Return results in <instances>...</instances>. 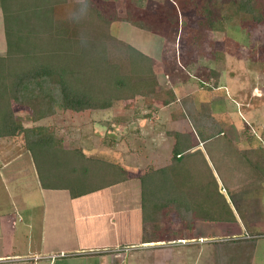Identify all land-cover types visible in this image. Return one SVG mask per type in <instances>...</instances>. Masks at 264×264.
I'll return each instance as SVG.
<instances>
[{
	"label": "rangeland",
	"instance_id": "374dc122",
	"mask_svg": "<svg viewBox=\"0 0 264 264\" xmlns=\"http://www.w3.org/2000/svg\"><path fill=\"white\" fill-rule=\"evenodd\" d=\"M168 1L170 0H153V2L152 0H92L91 5H97L98 8L104 10L102 12L105 17L112 20V22L104 25L98 23L95 17L93 27L90 28L96 32L97 28L105 27V34L117 40V43H111L110 47L112 45L116 55L117 51H121L122 54L118 55L119 57L126 56L128 51L123 49V45L125 46L126 43L153 57L154 69L160 82L156 95L159 103L162 102V98L169 96L170 89L175 92L179 103L185 95L194 93L198 100L209 102L214 116L229 121L226 132L230 135L227 137H232V140H235L231 144L233 151H235L232 155V162L234 163L232 165L237 167L236 169L227 167L226 170L227 175H229L228 178L236 180V183H239L242 187L240 192L233 193V195L237 196L238 194L242 200L239 212H243L241 216L246 220V230L238 233L236 225L227 224L225 233L219 232L220 235L210 237L204 242L190 240L178 244V246H176V243L169 244L166 240L168 233H165L162 234V238L166 242L149 249L148 251H151L150 255L145 253L143 256L138 257L145 264H148L149 261L150 264L154 263L155 260L159 259H161V264H215V243L236 239L245 234L252 235L257 231H264V183H261L262 178L257 177L260 174L242 153V150L247 148L259 146L264 148V23L258 26L248 25L251 34L249 39L246 32L241 33L235 27H231L225 21L218 19L217 13L213 14L215 20L218 19L214 26L210 27L207 24H202L205 15L200 13L198 9L204 7L208 0H186L187 6L185 9L181 8L179 2H174L176 4L171 3L172 7L168 6ZM79 3V0H67L66 5L57 7L60 11H55V17L68 27L73 26L74 21L69 19V14L75 12L72 9L79 7ZM128 17L132 20H128ZM138 19L145 20L146 24L152 27V30L147 31L133 25L132 21ZM79 28L81 29V20ZM1 42L8 49L6 33L1 30L0 18ZM164 46L169 47V54L173 53L175 55L178 66L168 68L169 63L163 56ZM121 48L122 50H119ZM6 49L0 50V55H5ZM217 52L224 53V55L220 59H216ZM169 54L166 56H169ZM108 57L109 60L114 59L112 54ZM132 57H135V55L133 54ZM97 58L99 56L93 54L91 63L102 64L103 62ZM191 63L195 65V69L192 71V77H189V74L183 68H189L192 65ZM106 68L108 69V65H106ZM211 68L221 70V85L219 87L213 88L210 84L211 78L208 75ZM109 71H113V66L109 67ZM91 77L95 78L96 76ZM180 77H183V79ZM198 79L201 80L200 83L197 82ZM187 80H190V82ZM102 84L103 82L99 81L97 86ZM108 91L104 87L101 91H96L95 94H111L112 96L113 93ZM212 95L215 96L211 97ZM112 100L114 104L106 109L73 112L60 108L55 115L40 121L33 120L31 108L28 106L14 104L13 109L24 126L44 125L50 127L49 129L54 132L56 138L61 139L60 145L67 150L80 149L88 157H92V155H94L93 157H101L100 154L105 155V146L122 152L121 147L127 143V146L129 145L128 150H130L128 160L130 167L141 170L146 169L148 166L153 168L154 165L150 164L149 161L143 159L140 161L138 158V152L142 157H149L153 148V144L146 147L144 145L146 142L144 141L146 140L145 136L138 135L135 132L140 127L147 128L148 126L150 128L153 121L143 117L148 113V109L144 105V98L136 95L134 97H124L120 100L112 98ZM160 119L161 121L165 120L164 115ZM143 121H147L144 127L145 122ZM195 123L200 129L206 130L199 119L195 118ZM163 124L166 125L165 122ZM142 131L144 130L142 129ZM179 134L181 137L186 135L184 133ZM91 135H95L96 139L90 143ZM24 146V142L20 137L0 139V159L3 153L10 157L18 152L24 156L25 163H27V161H30V156L33 159V155L30 150L29 152L26 148L24 149ZM91 147L92 150L89 149ZM25 150L29 153L24 154ZM44 150L45 152L42 154L41 149H37L36 155L39 168L42 169L43 167L41 172L45 177L51 175L49 158H51V161L61 160L64 166L70 160V157L67 161L64 158L62 160L55 155V151L46 153L48 149ZM93 151L97 154L91 155V153H94ZM222 161L224 163V158ZM176 162L172 168L173 170H195V175L193 174L194 176L191 175L187 179L193 183L194 187L203 185L199 189L207 192V196L210 198L211 187L215 189L218 184L216 174L213 171L214 164H208L205 158L197 154L184 155L183 159ZM0 171L3 174L0 177L5 178V169L0 167ZM148 177L150 183L154 181L153 176ZM23 178H25V175L21 174L16 185L10 184L9 186L6 182H3V185H0V195L5 193L13 195L24 184ZM47 179L49 180V177ZM65 179L71 183L74 182L75 189L82 187L78 181L73 179L72 175L71 177L66 176ZM97 182L101 183L102 180L98 179ZM166 187V185L163 187V192ZM153 192L148 186L146 199L149 203L152 201ZM214 196L216 199L213 200L217 201L219 210L215 212V216H212V218H231L233 208H231L230 203L226 200L225 202L222 201L223 196L221 194H214ZM231 201L233 207H235V201ZM235 208L234 213L238 211L237 205ZM244 212L246 216L256 215L251 216L252 218L249 219L244 216ZM219 247H222L221 250L224 251L221 264H233L229 262V253H236L234 245H220ZM131 248V246H126L124 250L128 252ZM164 248H175L172 258L166 254L167 251H164ZM158 251L164 254L158 257L160 255ZM251 264H264V237L256 239Z\"/></svg>",
	"mask_w": 264,
	"mask_h": 264
},
{
	"label": "trees",
	"instance_id": "16d2710c",
	"mask_svg": "<svg viewBox=\"0 0 264 264\" xmlns=\"http://www.w3.org/2000/svg\"><path fill=\"white\" fill-rule=\"evenodd\" d=\"M91 2L92 0H82L79 7L72 9L77 11L81 8L87 11L85 17L81 19L80 29V21L73 20V26L68 27L55 17V11H60L57 7L66 5L67 0H1L8 49L5 55H0V137L22 139L25 148L33 155L44 186L67 188L73 196H80L127 178L128 171L120 163L106 161L100 157H88L83 150H67L60 145L61 139H57L48 126H24L14 112V104L30 107L33 120L40 121L55 115L60 108L73 112L106 109L114 104L112 98L120 100L124 97L142 96L148 109V113L143 117H151L157 103L162 105L178 103L179 115L187 119L190 130L184 137L172 132L177 141L172 151L171 162L142 176L145 190L150 186L154 195L162 193L159 185L164 175L174 167L176 161L188 154L184 152L191 148V138L197 136L205 141L226 134L229 121L214 116L209 102L197 101L194 93L185 95L179 103L175 92L170 89L169 96L162 98V102L159 103L156 95L160 82L154 69L153 57L128 43L123 45V49L129 54L127 52L125 57H119L118 55L122 53L117 51L116 55L110 44H116L117 40L105 34V27L97 28L96 32L90 28L93 27L95 17L98 23L104 25L112 22L105 17L102 12L104 10L97 5H91ZM174 2H179L182 9L187 6L186 0H170L168 6L172 7L171 3L176 4ZM214 9L217 12L213 11ZM198 11L205 15L202 24L212 27L217 23L216 20L220 19L239 32H246L248 38L251 37L249 24L258 26L264 23V0H208V3ZM216 13L219 17L215 20L213 14ZM128 20L132 19L128 17ZM132 24L147 31L152 30V27L142 19L133 20ZM118 43L120 44L119 41ZM163 52L165 60L169 63L168 68L178 66L175 55L169 54V47L164 46ZM93 54L98 55L97 59L103 63L92 64ZM111 54L114 59L109 60L108 56ZM133 54L135 57H132ZM167 54L169 56H166ZM223 55L224 53L217 52L216 59ZM191 64L189 68L181 67L189 77H192V71L195 69V65ZM110 66H113L112 72L109 71ZM208 76L211 78L210 84L213 88L221 85L220 69L211 68ZM99 81L103 84L97 86ZM197 82L200 83L201 80L198 79ZM104 87L113 95L95 94ZM195 118L200 120L206 130L196 126ZM37 149H41L42 154L45 152L44 149H48L46 153L55 151V155L62 160L64 158L67 161L70 157V162H66L64 166L61 160L51 161L49 158L51 175L47 176L48 180L41 172L43 167L39 168ZM242 153L264 180V148L261 146L247 148L243 149ZM71 175L79 182L81 188L75 189L74 182L65 179ZM148 176H153L154 181L150 183ZM98 179L102 182L98 183ZM155 199L157 198L152 199L150 203L146 199L147 206H152ZM164 199L170 200L169 196L163 197L162 200ZM234 218L232 211L231 218L226 220ZM144 229L143 242L164 240L156 235L148 224H145ZM231 244L238 253H229V262L251 264L256 238H236L215 243V264H221L223 258L224 251L219 246ZM125 247L119 250L123 251Z\"/></svg>",
	"mask_w": 264,
	"mask_h": 264
},
{
	"label": "crops",
	"instance_id": "0c3cea01",
	"mask_svg": "<svg viewBox=\"0 0 264 264\" xmlns=\"http://www.w3.org/2000/svg\"><path fill=\"white\" fill-rule=\"evenodd\" d=\"M0 18L1 30L5 32L1 0ZM0 44V50H5L7 46L3 42ZM154 108L155 112L151 117H145L153 120L151 127H140L135 131L138 135L145 136L146 147L153 144L149 157H142L138 152L139 160L149 161L154 165L153 168L148 166L141 170L130 167V150L125 142L120 149L122 152L105 146V155L100 154V158L122 164L128 171L127 178L84 195L73 196L67 188L44 186L31 156L30 161L25 163L24 156L18 152L10 157L3 153L0 167L5 169V178L0 177V185L3 182L9 186L16 185L21 174L25 178L22 187L13 195H0V264H145L138 257L145 253L150 255L149 249L160 246L166 240L169 244L176 243V246L190 240L204 242L210 237L225 233L227 224L236 225L238 233L246 230V220L241 216L243 212H239L242 200L238 194L233 195L240 192L242 187L236 180L228 178L226 170L227 167H237L232 165L235 151L231 144L235 140L227 137L230 136L227 132L205 141L193 136L190 141L191 148L184 152L196 153L205 158L208 164H214L213 171L218 184L215 189L211 187L210 198L207 192L199 189L203 185L194 187L187 179L195 175V170L170 169L163 177L164 184L161 182L159 185L161 191L166 185V190L152 195V199H157L152 206H147L148 189L143 187L142 176L171 162L177 141L172 132L186 134L190 130L187 119L179 115L180 104L157 103ZM162 115L165 117L163 121L160 119ZM143 122L144 127L147 121ZM91 136L90 143L96 139L95 135ZM89 149L92 150V147ZM28 151L25 150L24 154ZM93 152L91 155L97 154ZM0 175L3 176L1 173ZM255 175L257 176L256 173ZM257 177L261 179L260 175ZM261 183L264 180L261 179ZM214 194H221L222 201L229 202L233 211L237 205L238 211L234 213V220L212 218L219 210L217 201L213 200L216 199ZM165 196H169L170 200H162ZM231 200L235 201V207ZM250 215L254 217L256 214ZM244 216L252 218L246 216L245 212ZM145 224L161 237L168 233V238H161L164 240L157 242H143ZM219 232L221 233L218 234ZM123 246L132 248L128 252L119 250ZM174 249L163 250L172 258ZM133 252L136 253L132 254ZM158 252V257L164 254ZM28 257H31L30 261L26 260ZM151 264H161V259Z\"/></svg>",
	"mask_w": 264,
	"mask_h": 264
},
{
	"label": "clouds",
	"instance_id": "9594fccd",
	"mask_svg": "<svg viewBox=\"0 0 264 264\" xmlns=\"http://www.w3.org/2000/svg\"><path fill=\"white\" fill-rule=\"evenodd\" d=\"M79 2H81V0H79ZM86 12L87 11L84 9L79 8L77 11L69 14V19L79 22L86 15Z\"/></svg>",
	"mask_w": 264,
	"mask_h": 264
},
{
	"label": "built area",
	"instance_id": "2783aa9c",
	"mask_svg": "<svg viewBox=\"0 0 264 264\" xmlns=\"http://www.w3.org/2000/svg\"><path fill=\"white\" fill-rule=\"evenodd\" d=\"M262 237H264V231H257L256 233H254L252 235L251 234H245V235H243L242 237H239V238H256V239H258V238H262ZM35 259H37V258L35 257ZM26 260L30 261L31 257L26 258Z\"/></svg>",
	"mask_w": 264,
	"mask_h": 264
}]
</instances>
